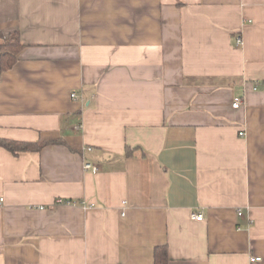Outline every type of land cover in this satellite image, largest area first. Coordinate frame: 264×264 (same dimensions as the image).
Masks as SVG:
<instances>
[{
    "label": "crops",
    "instance_id": "obj_1",
    "mask_svg": "<svg viewBox=\"0 0 264 264\" xmlns=\"http://www.w3.org/2000/svg\"><path fill=\"white\" fill-rule=\"evenodd\" d=\"M14 33L0 139L63 143L0 147V264H264V0H0Z\"/></svg>",
    "mask_w": 264,
    "mask_h": 264
},
{
    "label": "trees",
    "instance_id": "obj_2",
    "mask_svg": "<svg viewBox=\"0 0 264 264\" xmlns=\"http://www.w3.org/2000/svg\"><path fill=\"white\" fill-rule=\"evenodd\" d=\"M23 46L20 42L19 34H10L8 37L0 35V72L10 70L17 62V56L22 50ZM58 140L41 141L35 144L17 143L8 140L0 139V147L6 149L10 153L17 155L21 152H34L42 148L62 144ZM126 156L130 155V150L127 148ZM154 264H168V254L165 247H155L153 251Z\"/></svg>",
    "mask_w": 264,
    "mask_h": 264
},
{
    "label": "built area",
    "instance_id": "obj_3",
    "mask_svg": "<svg viewBox=\"0 0 264 264\" xmlns=\"http://www.w3.org/2000/svg\"><path fill=\"white\" fill-rule=\"evenodd\" d=\"M234 43H235L236 46L241 45V39L239 37L235 36ZM74 96H75V94L71 95L72 98ZM239 105H240V100L239 99H235L233 104H232V107L236 109V108L239 107ZM242 134L243 133H239V135H242ZM88 150H91V149L89 148ZM83 168H84L85 171H91L92 173H97L99 171V169L96 166H94L92 164H89V163H85ZM57 203L60 204V203H71V202H66V201L64 202L62 200H58ZM238 215L240 216L241 213H238ZM191 217H192L193 220H196V221H202L203 220V215L202 214H193ZM258 260H259V258H255V259L253 258L250 261L254 262V261H258Z\"/></svg>",
    "mask_w": 264,
    "mask_h": 264
}]
</instances>
